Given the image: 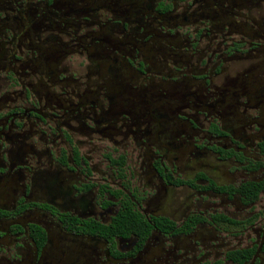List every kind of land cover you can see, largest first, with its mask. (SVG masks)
Instances as JSON below:
<instances>
[{
    "label": "flooded vegetation",
    "instance_id": "obj_1",
    "mask_svg": "<svg viewBox=\"0 0 264 264\" xmlns=\"http://www.w3.org/2000/svg\"><path fill=\"white\" fill-rule=\"evenodd\" d=\"M0 264H264V0H0Z\"/></svg>",
    "mask_w": 264,
    "mask_h": 264
}]
</instances>
